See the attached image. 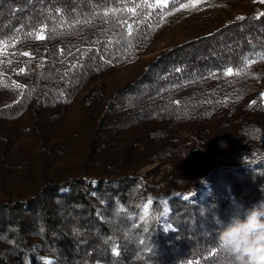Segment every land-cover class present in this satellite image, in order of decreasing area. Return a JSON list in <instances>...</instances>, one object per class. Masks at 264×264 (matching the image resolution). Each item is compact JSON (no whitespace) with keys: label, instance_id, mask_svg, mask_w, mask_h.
Wrapping results in <instances>:
<instances>
[{"label":"trees","instance_id":"1","mask_svg":"<svg viewBox=\"0 0 264 264\" xmlns=\"http://www.w3.org/2000/svg\"><path fill=\"white\" fill-rule=\"evenodd\" d=\"M162 12L161 0H0V42L30 57L2 76L24 90L0 101V264H232L214 217L264 199V3L107 88L149 51ZM156 161L171 170L142 181Z\"/></svg>","mask_w":264,"mask_h":264},{"label":"rangeland","instance_id":"2","mask_svg":"<svg viewBox=\"0 0 264 264\" xmlns=\"http://www.w3.org/2000/svg\"><path fill=\"white\" fill-rule=\"evenodd\" d=\"M258 2L259 0H200L195 8H181V4H190L192 0H167L166 4L163 3V12L149 51L131 62L116 67L105 79L106 87L111 88L127 81L148 60L161 51L199 34L215 30L237 14L252 10ZM24 53H28V51L14 49L9 44L0 42V81H4V84L9 85L5 86L8 89L4 88L0 92V101L2 102L12 101L23 93L24 85L22 83L11 76L10 80H6L2 76L10 75L11 72H8V69L16 70L17 72L23 70L22 63L30 62L29 55H24ZM261 60L264 64V59ZM13 84L20 85V87H11ZM2 86L4 87V85ZM79 109L80 103L75 100L68 114L60 122V127L64 129L63 134H61L62 137L69 139L72 134L69 133L70 130L78 125ZM170 170L169 162L156 161L139 167L137 173L142 181L154 183L159 181ZM45 260H50L51 264H53L54 258L50 255L42 257L43 264Z\"/></svg>","mask_w":264,"mask_h":264},{"label":"clouds","instance_id":"3","mask_svg":"<svg viewBox=\"0 0 264 264\" xmlns=\"http://www.w3.org/2000/svg\"><path fill=\"white\" fill-rule=\"evenodd\" d=\"M222 146H225L222 142ZM264 190V188H262ZM217 246L232 258V264H264V199L230 216H218Z\"/></svg>","mask_w":264,"mask_h":264},{"label":"snow or ice","instance_id":"4","mask_svg":"<svg viewBox=\"0 0 264 264\" xmlns=\"http://www.w3.org/2000/svg\"><path fill=\"white\" fill-rule=\"evenodd\" d=\"M162 3H167V0H161ZM200 0H192V3L190 4H181V8H189V7H192V8H195L196 7V4L199 3ZM260 3H264V0H259ZM151 6V5H149ZM112 11H115V10H112ZM129 12H132L133 14H135L136 12V9L135 8H130L128 9ZM108 13H105V15H107ZM260 15L264 16V13H260ZM237 19L239 20H243L245 19L243 16L241 17H237ZM129 29H130V32L129 34H131V26L129 25ZM37 39H44V36L43 35H37L36 37ZM24 55H29L28 53H24ZM260 57L261 59H264V54H260ZM252 63L251 61H247V58H245V64H250ZM23 71V70H21ZM243 69H237L235 72L232 68H227V70L224 72V75L225 76H240L242 73H243ZM210 75H215L213 73H210ZM0 85H4V86H9V85H6L4 84V81H0ZM11 87H20V85H17V84H13L11 85ZM262 97H264V93L261 94ZM179 103V102H177ZM253 103H255V101H253ZM153 201L151 199H148L147 202L145 203L144 205V216L141 217V219H145L147 216H148V209L149 207L152 205ZM165 212H167V208H165ZM112 252L113 254L115 255H119V250H118V247H113L112 248ZM44 264H51V261L50 260H45Z\"/></svg>","mask_w":264,"mask_h":264}]
</instances>
